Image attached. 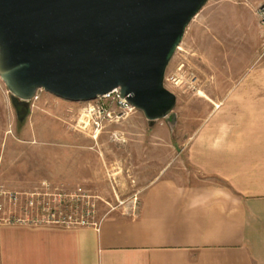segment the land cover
Instances as JSON below:
<instances>
[{"label":"rangeland","instance_id":"1","mask_svg":"<svg viewBox=\"0 0 264 264\" xmlns=\"http://www.w3.org/2000/svg\"><path fill=\"white\" fill-rule=\"evenodd\" d=\"M263 3L206 0L192 17L163 74L164 87L175 95L172 127L163 119L149 127L140 111L122 109L111 97L68 101L37 89L16 130L0 80V216L69 215L91 223L131 217L161 171L192 174L191 136L226 122L229 106L240 100L247 65L264 62ZM12 192L16 205L3 195Z\"/></svg>","mask_w":264,"mask_h":264},{"label":"crops","instance_id":"2","mask_svg":"<svg viewBox=\"0 0 264 264\" xmlns=\"http://www.w3.org/2000/svg\"><path fill=\"white\" fill-rule=\"evenodd\" d=\"M240 88L225 123L191 136L192 174L161 171L131 217L0 225V264H264V62Z\"/></svg>","mask_w":264,"mask_h":264},{"label":"water","instance_id":"3","mask_svg":"<svg viewBox=\"0 0 264 264\" xmlns=\"http://www.w3.org/2000/svg\"><path fill=\"white\" fill-rule=\"evenodd\" d=\"M206 0H0V80L16 130L37 89L89 101L118 88L146 125L172 127L168 60Z\"/></svg>","mask_w":264,"mask_h":264},{"label":"built area","instance_id":"4","mask_svg":"<svg viewBox=\"0 0 264 264\" xmlns=\"http://www.w3.org/2000/svg\"><path fill=\"white\" fill-rule=\"evenodd\" d=\"M259 11L261 15V21L264 25V3L259 6ZM111 97L114 102L118 105L120 108H127L131 107L128 105L123 98H120L118 95V88H114L111 91L102 94L100 96H97V98H109ZM101 107V105H100ZM4 196H7V200L10 204L16 205L18 202V194L16 192L12 193H3ZM59 196V194H57ZM56 201L59 203L62 200V198H57ZM26 205L30 206L33 203V194H29L26 199ZM44 206H41L40 209H42ZM1 209V204H0ZM52 213H55V210L52 211ZM90 222H84V220L78 219V220H71L69 215H59L57 218H53L50 220H43V219H33V218H27V217H17L10 213H7L5 216H0V225H8V224H15V225H56V226H75V225H84L88 224Z\"/></svg>","mask_w":264,"mask_h":264}]
</instances>
